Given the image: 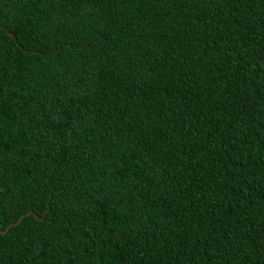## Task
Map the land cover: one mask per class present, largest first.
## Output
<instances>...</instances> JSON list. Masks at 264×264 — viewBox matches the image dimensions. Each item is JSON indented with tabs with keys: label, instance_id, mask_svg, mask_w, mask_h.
Wrapping results in <instances>:
<instances>
[{
	"label": "trees",
	"instance_id": "trees-1",
	"mask_svg": "<svg viewBox=\"0 0 264 264\" xmlns=\"http://www.w3.org/2000/svg\"><path fill=\"white\" fill-rule=\"evenodd\" d=\"M0 26V264H264V0H0Z\"/></svg>",
	"mask_w": 264,
	"mask_h": 264
},
{
	"label": "water",
	"instance_id": "water-1",
	"mask_svg": "<svg viewBox=\"0 0 264 264\" xmlns=\"http://www.w3.org/2000/svg\"><path fill=\"white\" fill-rule=\"evenodd\" d=\"M0 28H1L3 31H5L7 34L11 35V33L7 32L3 27L0 26ZM12 38H13V40H14V37H12ZM28 214H29V212H26V213L20 215V216L18 217V219H17L13 224H14V225L17 224L23 216L28 215ZM7 228H8V226H6L5 229H4L3 231H1V232H2V233L5 232V231L7 230Z\"/></svg>",
	"mask_w": 264,
	"mask_h": 264
}]
</instances>
